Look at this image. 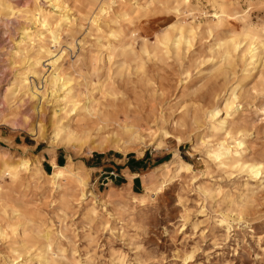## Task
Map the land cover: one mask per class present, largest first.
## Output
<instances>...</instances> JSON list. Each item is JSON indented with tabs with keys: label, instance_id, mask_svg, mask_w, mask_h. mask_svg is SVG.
I'll list each match as a JSON object with an SVG mask.
<instances>
[{
	"label": "clouds",
	"instance_id": "obj_1",
	"mask_svg": "<svg viewBox=\"0 0 264 264\" xmlns=\"http://www.w3.org/2000/svg\"><path fill=\"white\" fill-rule=\"evenodd\" d=\"M0 264H264V0H0Z\"/></svg>",
	"mask_w": 264,
	"mask_h": 264
},
{
	"label": "rangeland",
	"instance_id": "obj_2",
	"mask_svg": "<svg viewBox=\"0 0 264 264\" xmlns=\"http://www.w3.org/2000/svg\"><path fill=\"white\" fill-rule=\"evenodd\" d=\"M102 162L103 161L102 160H99V159L96 161L97 164H101Z\"/></svg>",
	"mask_w": 264,
	"mask_h": 264
}]
</instances>
